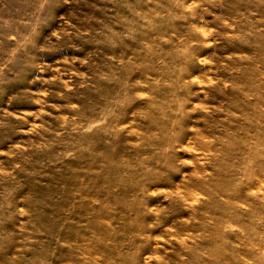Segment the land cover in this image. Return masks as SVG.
Here are the masks:
<instances>
[{
	"label": "rangeland",
	"instance_id": "374dc122",
	"mask_svg": "<svg viewBox=\"0 0 264 264\" xmlns=\"http://www.w3.org/2000/svg\"><path fill=\"white\" fill-rule=\"evenodd\" d=\"M0 264H264V0H0Z\"/></svg>",
	"mask_w": 264,
	"mask_h": 264
}]
</instances>
